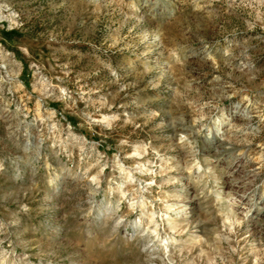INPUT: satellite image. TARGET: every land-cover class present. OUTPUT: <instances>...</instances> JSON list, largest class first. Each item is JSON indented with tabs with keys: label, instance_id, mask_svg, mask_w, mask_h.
<instances>
[{
	"label": "rangeland",
	"instance_id": "1",
	"mask_svg": "<svg viewBox=\"0 0 264 264\" xmlns=\"http://www.w3.org/2000/svg\"><path fill=\"white\" fill-rule=\"evenodd\" d=\"M0 264H264V0H0Z\"/></svg>",
	"mask_w": 264,
	"mask_h": 264
}]
</instances>
